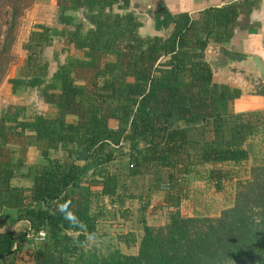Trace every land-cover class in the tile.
Here are the masks:
<instances>
[{
    "label": "trees",
    "instance_id": "16d2710c",
    "mask_svg": "<svg viewBox=\"0 0 264 264\" xmlns=\"http://www.w3.org/2000/svg\"><path fill=\"white\" fill-rule=\"evenodd\" d=\"M258 1L230 0L194 15L165 7L151 14L160 33L142 35L131 0H56L57 34L81 55L60 61L55 54L49 74L44 49L54 33L37 23L23 43L27 73L8 78L13 92L35 90L54 113L15 103L0 113V264L39 231L45 236L31 252L34 264H264V154L217 216L179 209L195 166L209 164L206 178L219 186L228 176L219 164L248 160L249 140L264 133V109L235 112L241 89L215 80L205 59L209 44L228 42L239 14ZM34 3L0 0V85ZM32 144L41 163L23 171ZM112 162H119L114 172ZM148 168L164 191L163 222H143L133 254L85 253L107 212L104 198L123 207L125 180ZM4 219L26 227L2 229Z\"/></svg>",
    "mask_w": 264,
    "mask_h": 264
},
{
    "label": "rangeland",
    "instance_id": "374dc122",
    "mask_svg": "<svg viewBox=\"0 0 264 264\" xmlns=\"http://www.w3.org/2000/svg\"><path fill=\"white\" fill-rule=\"evenodd\" d=\"M151 0H131L130 10L134 11L140 19L143 21V26L140 27L139 32L142 35L155 34L154 31V19L148 11L147 4ZM149 5V4H148ZM170 13H173L172 8L166 7ZM56 0H35V3L25 11L24 16L21 19L20 26L17 32V39L14 45V52L16 54L15 62L9 67L6 78L0 85V113L4 107L9 103L15 104H26L31 106L32 109L42 112L46 115H53L54 110L52 107L43 104L40 100L36 99V96L32 90H27V88H20L17 93H13L11 89V84L8 82L7 77L20 76L26 74V69L22 68L23 62L26 59V53L23 49V43L28 38V35L31 31V28L37 23H50L53 29V42L51 47H46L44 49V56L48 60L49 69L48 73L54 70L57 62L54 61V55L59 56V60H65L68 56H79L81 52L72 48V46H66L62 43V38L57 34L62 29V25L56 22ZM76 15H81L80 12L75 11ZM65 47V51L62 50ZM67 47V48H66ZM67 50V51H66ZM258 91L257 87H253L251 92ZM110 124L113 125V120L110 121ZM263 133V132H261ZM264 135V133H263ZM259 137L252 138L249 140L247 146L250 151V156L254 157L256 154V160L260 161L264 154V136L262 140H258ZM17 144L12 146L17 148ZM252 159V158H251ZM34 163H41L40 152L37 150L35 145H29L26 152L25 165L23 171H26L29 165ZM119 162H112L110 164V170L115 171ZM227 168V167H226ZM125 186H127L128 191H133L137 195L141 192L145 185L144 178L137 176L133 179H126ZM14 184L27 185L29 182L23 178H16L13 182ZM159 186V184H158ZM160 187V186H159ZM198 187H195L197 189ZM233 194H235L234 186L229 185L227 190L223 193L214 194V192H207V196L204 194H198L197 200L198 204L196 207L201 213H211L215 214L219 212V209L227 204H231L233 199ZM205 197V198H204ZM138 199V200H137ZM129 199L126 197L124 208H108L105 214V217L100 220L98 224V231L95 235L97 238V244L89 246V241L83 246L85 253L88 251H94L102 255L108 254L114 249H118L122 253H132L136 251L137 244L135 241L142 232V223L138 220V208L139 202L145 204L147 198L141 199ZM204 199H208L207 201ZM139 201V202H138ZM203 202H206L205 205H202ZM106 205L108 202H105ZM131 207V208H130ZM117 209V210H115ZM132 211V212H131ZM150 215V213H149ZM154 217L148 216L146 219L154 220L153 222L160 223L164 220V217L161 214H154ZM26 225L22 222H14L10 219H4L2 224V229L14 228L16 230H22ZM30 235L34 239V243L25 244L21 251L15 255L8 258V263L13 264H34L31 258V252L35 246L41 241V239H35L34 236ZM128 236V241L126 240Z\"/></svg>",
    "mask_w": 264,
    "mask_h": 264
},
{
    "label": "crops",
    "instance_id": "0c3cea01",
    "mask_svg": "<svg viewBox=\"0 0 264 264\" xmlns=\"http://www.w3.org/2000/svg\"><path fill=\"white\" fill-rule=\"evenodd\" d=\"M228 1L230 0H161L160 2L164 7L172 8L173 13L182 10H187L194 15L199 10L207 6H219ZM34 24L36 23L34 22ZM46 24L50 25V23ZM33 27L31 28V30L33 29ZM154 31L155 33H160V31L158 32L155 29ZM51 46L52 45L47 47ZM247 55H254L260 57L264 64V0H259L255 6L246 7L242 10V12L236 19L233 35L228 42H225L223 44H217L212 42L209 44L205 51V59L209 62L212 67L214 79L226 82L232 86H237L242 91V94L233 101L232 108L235 112L264 109V95L259 94L258 92L254 93L248 90L249 88L256 87L257 84L261 85V83L260 80L257 78L256 73L252 71V63L244 58ZM24 64L25 61L23 62L22 66H24ZM54 70L50 71L49 74H51ZM8 78L9 77H7V80ZM27 90L30 89L27 88ZM261 90H264V88H261ZM32 92H34L36 99L40 100L36 94V91L32 90ZM13 93H17V91ZM42 103L45 104L44 102ZM115 125L116 121L113 120V125L111 126ZM263 136V133H259L255 137H259L258 140H262ZM262 150L264 151L263 148ZM256 156V154L254 155V157L250 156L248 160L242 161L240 163L219 164L218 167L223 168L228 172V176L221 180L219 186L214 185L213 182L208 181L206 178L208 170L211 167L209 164H201L195 166L194 170L190 172L189 175H187V181H185L184 183V196H182V199L179 204V209L181 213L187 216H217L222 209L231 206L234 201V194L231 204L222 206L219 209L218 213H201L202 211L199 212V209L196 207V205L198 204V200L196 197L197 192L198 194H204L205 196H207V192L210 193V191L214 192V194H224V191L227 190V187H229V185H233L235 191L237 181L249 178L250 167L255 162ZM163 172L166 171L164 170ZM137 176H141V178H144L145 180V185L144 187L142 186L143 189L140 190L141 192L138 195L133 191L129 192L127 189L126 194L130 195L129 199H137V197L141 199L147 198L145 204H141L138 201V220H140L142 225L143 222L156 223L153 222L154 220L146 218L148 216H156L151 215L152 213H162V216L164 217V209H166V203L164 202V191L158 186V182H156L155 172L153 171V169L148 168V170H145L144 172H142V174ZM137 176L130 177V179H133ZM195 187L198 188L195 189ZM204 200L207 201L208 199ZM104 201L108 202L107 198H104ZM205 203L206 202H203L202 205H205ZM106 206L108 208L113 209L117 208L115 204L111 205L109 204V202ZM124 206L125 204L123 205V207H121V209L124 208ZM141 234L135 241L136 244L138 243V239L140 238ZM135 252L126 254H133Z\"/></svg>",
    "mask_w": 264,
    "mask_h": 264
},
{
    "label": "water",
    "instance_id": "95a60500",
    "mask_svg": "<svg viewBox=\"0 0 264 264\" xmlns=\"http://www.w3.org/2000/svg\"><path fill=\"white\" fill-rule=\"evenodd\" d=\"M154 7L155 9L152 10V14L155 12H160L162 10H165V7L161 5V2L159 0H154ZM247 61L251 62L253 65L252 71L256 73L257 78L260 80L261 85L258 87V90L261 88H264V64L260 57L254 56V55H247L244 57ZM258 91L254 90V93H257Z\"/></svg>",
    "mask_w": 264,
    "mask_h": 264
},
{
    "label": "clouds",
    "instance_id": "9594fccd",
    "mask_svg": "<svg viewBox=\"0 0 264 264\" xmlns=\"http://www.w3.org/2000/svg\"><path fill=\"white\" fill-rule=\"evenodd\" d=\"M66 218H68V217H66ZM88 241H89V246L96 245L97 244V238H96L95 234H90L88 236Z\"/></svg>",
    "mask_w": 264,
    "mask_h": 264
},
{
    "label": "flooded vegetation",
    "instance_id": "af4514ba",
    "mask_svg": "<svg viewBox=\"0 0 264 264\" xmlns=\"http://www.w3.org/2000/svg\"><path fill=\"white\" fill-rule=\"evenodd\" d=\"M149 4V5H148ZM147 4V8H148V11L150 12V14H152V10H154L156 6H154V0H151L149 1V3ZM162 5V4H161ZM153 15V14H152ZM260 86V84H257V88ZM252 88H249L248 90H251Z\"/></svg>",
    "mask_w": 264,
    "mask_h": 264
},
{
    "label": "built area",
    "instance_id": "2783aa9c",
    "mask_svg": "<svg viewBox=\"0 0 264 264\" xmlns=\"http://www.w3.org/2000/svg\"><path fill=\"white\" fill-rule=\"evenodd\" d=\"M31 234H32V236H34L35 239L36 238L37 239H43V237L45 236V232L44 231H39L36 234H33V233H31ZM28 235H30V233Z\"/></svg>",
    "mask_w": 264,
    "mask_h": 264
}]
</instances>
